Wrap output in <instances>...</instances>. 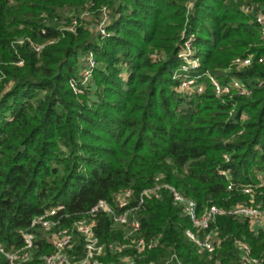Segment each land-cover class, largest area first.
<instances>
[{"label": "trees", "instance_id": "1", "mask_svg": "<svg viewBox=\"0 0 264 264\" xmlns=\"http://www.w3.org/2000/svg\"><path fill=\"white\" fill-rule=\"evenodd\" d=\"M249 4L264 7V0H0V264H9L5 254L23 247L21 233L45 210L63 206L69 218L62 224L70 226L100 200L114 208L124 189L137 198L157 177L201 208L247 205L246 185L264 207V42L241 11ZM102 8L111 19L105 37L88 29L100 23ZM85 11L90 16L80 19ZM73 19L75 33L60 30ZM183 32L194 36L200 57L193 74L239 80L251 95L217 98L207 78L203 94L179 93L172 75ZM88 52L97 62L95 89L79 81ZM248 55L250 66L227 71ZM219 170L230 171L234 190ZM133 218L134 237L159 242L141 256L131 248L124 254L140 263L213 264L185 236L190 220L167 189L146 198ZM94 220L100 243H129V225H114L102 211ZM215 226L219 264H237L235 240L264 264V231L254 234L247 220L228 215ZM31 233L36 249L28 264H36L53 248L40 229ZM74 242L80 257L82 239L75 234Z\"/></svg>", "mask_w": 264, "mask_h": 264}, {"label": "built area", "instance_id": "2", "mask_svg": "<svg viewBox=\"0 0 264 264\" xmlns=\"http://www.w3.org/2000/svg\"><path fill=\"white\" fill-rule=\"evenodd\" d=\"M192 3H188L187 10H190ZM241 11L250 16L253 22L257 25L259 36L264 42V7L249 4L241 7ZM102 19L96 26H89L88 29L96 35L101 37L107 36L106 28L110 24V17L108 11L102 8ZM90 16V13L85 11L80 19ZM79 26L78 21L73 19L69 25H61V31H68L75 33V29ZM182 44L180 46L177 57L183 64L180 72L174 76L179 82L178 92H181L187 97L201 95L204 93L203 83L200 82L202 77H208L209 83L213 89V93L217 98L223 96L228 98L249 97L251 90L246 87L239 80H231L228 83L220 85L213 77L208 74L199 75L197 73L200 68V60L197 55V50L194 48V36H186L182 33ZM19 45L24 43L23 39L16 42ZM50 41L49 44H52ZM35 52L39 53L42 46H33ZM253 57L248 55L245 58H236L232 61L231 67L227 70L240 71L252 64ZM261 62V59L258 60ZM17 65H22L18 62ZM95 68V61L90 53H87L80 58V81L84 82L89 78L90 73ZM69 86L75 94H82V90L78 87L77 81H70ZM232 94V95H231ZM232 115V111L230 116ZM246 116L241 115L240 119L245 120ZM225 162H228V157L224 156ZM220 176L224 177L227 184V190H234L235 186L232 182L231 173L229 170H219ZM160 177L155 178V186L146 189L140 193L137 198H134V193L131 189H124L114 197V208L106 201L100 200L98 203L85 213L84 218L76 220L70 226H63L62 222L69 218V215L64 214V207L61 205L51 207L45 210L41 215L36 216L28 230L22 232L23 247L11 254H5L9 260V264L15 262L28 264L34 261V251L36 245L34 243V234L32 229L38 228L46 235H48L53 252L50 255L41 256L36 264H156L155 262L140 263L133 255H126L123 252L127 248L135 251L136 256H141L156 248L159 238L152 240H145L143 238H136L134 235L139 230V222L136 219H131L133 212L137 211L144 203L146 198H158L159 190L161 188L167 189L172 196V204L175 207L181 208L184 215H186L191 223V229L185 231V236L195 245L198 254H206L213 264H219V260L214 258L215 253L220 249L222 240L216 231V219L219 216L228 215L234 218H242L248 221L250 230L257 234L264 231V207L262 204L255 203V188L251 185L241 186L240 191L249 197L250 205L236 204L231 208L224 210L216 206L198 207L197 203L184 197L181 193L168 185L159 184ZM102 211L111 218L114 225H129V232L125 239L129 243L112 242L100 243L95 235V215ZM80 236L82 239V255L76 256L74 235ZM234 246L238 254L237 264H261V261L254 258L251 254L250 247L242 240H235ZM0 252L3 249L0 245ZM108 256H114L116 259L110 262H104L101 259ZM174 258H176L174 256ZM169 260L165 264H169ZM179 264V263H178Z\"/></svg>", "mask_w": 264, "mask_h": 264}, {"label": "rangeland", "instance_id": "3", "mask_svg": "<svg viewBox=\"0 0 264 264\" xmlns=\"http://www.w3.org/2000/svg\"><path fill=\"white\" fill-rule=\"evenodd\" d=\"M193 46H194V48L196 49V47H195V45H194V43H193ZM197 50V49H196ZM88 53H90L92 56H93V58H94V61H95V67L97 66V62H96V60H95V57H94V54L92 53V52H88ZM86 55V54H85ZM84 56V55H83ZM82 56V57H83ZM198 58H199V60H200V57L198 56ZM182 62L180 61V65H179V67L174 71V73H173V75H172V80H174V81H177V79H175L174 78V76L176 75V74H178L179 72H180V68H181V66H182ZM92 75H93V71L90 73V75H89V78L84 82V80L81 82L80 80V78H79V81H80V84H81V86H87V85H90V86H93V89H95V84L93 83V81H92ZM203 78H207L208 79V81H209V78L208 77H202V79ZM202 79L200 80V82H202L203 83V86H204V92H205V90H206V83L205 82H203L202 81ZM215 79V78H214ZM220 85H223L219 80H217V79H215ZM179 81V80H178ZM180 82V81H179ZM179 85V84H178ZM176 90L178 91V87L176 88ZM213 90V89H212ZM179 93H181V92H179ZM182 94V93H181ZM232 95V94H231ZM193 97V96H192ZM223 97H225V96H223ZM222 97V98H223ZM251 203H250V200L248 199V204L247 205H250ZM245 205V204H244Z\"/></svg>", "mask_w": 264, "mask_h": 264}]
</instances>
